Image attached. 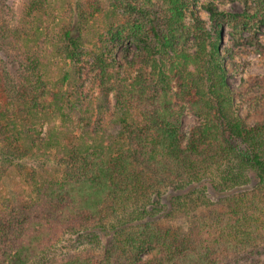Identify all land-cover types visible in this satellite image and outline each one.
<instances>
[{
	"label": "trees",
	"instance_id": "16d2710c",
	"mask_svg": "<svg viewBox=\"0 0 264 264\" xmlns=\"http://www.w3.org/2000/svg\"><path fill=\"white\" fill-rule=\"evenodd\" d=\"M58 1L0 0V183L44 144L48 95L62 101L49 59L80 64L86 25L103 10L100 0ZM159 1L165 25L148 13L124 26L107 12L89 66L100 96L115 100L116 125L65 147L58 177L28 173V195L0 204V264H242L264 241V120L248 125L235 106L220 13L206 5L208 32L195 19L190 53V0ZM186 104L199 119L188 136ZM71 238L77 249L59 252Z\"/></svg>",
	"mask_w": 264,
	"mask_h": 264
},
{
	"label": "rangeland",
	"instance_id": "374dc122",
	"mask_svg": "<svg viewBox=\"0 0 264 264\" xmlns=\"http://www.w3.org/2000/svg\"><path fill=\"white\" fill-rule=\"evenodd\" d=\"M65 1H58V4H61L60 8ZM78 1L85 3L93 0ZM115 1L119 2L114 5ZM190 2L191 7L186 9L184 20L191 30L186 44L187 51L195 53L197 50L193 34L195 19L203 23L207 32L212 31L213 20L206 5H216L220 13L218 21L221 31L218 47L226 66L235 106L248 125L263 121L264 0H190ZM100 5L103 10L98 14V20H91L86 25L88 41L84 45L85 54L81 63L75 65L60 57L49 59L47 74L50 90L62 94V101L58 102L52 93L48 95L50 107L41 115L38 128L40 137L45 139V142L42 147L35 149L25 158L23 161L25 168L22 171L17 168L11 169L3 178L0 183V204L6 199L17 203L20 198L28 195L31 189L28 173H34L37 180L46 176L58 177L62 170L65 147L90 143L114 129L116 120L112 117V111L115 100L112 96H100L94 85L93 69L89 66L90 57L95 50L93 43L100 36H107L109 24L107 16H111L107 15V12L113 11L112 19L124 26L129 19L140 18L148 21L150 17L148 13L160 18L162 25L166 24L167 6L159 0H152L151 3L144 0H100ZM122 44L126 45V39L121 40V44L114 50L121 59L129 51L126 46H121ZM131 49L134 51L135 46L132 45ZM173 84L172 96L175 98L177 88L175 83ZM181 120L182 131L188 136L199 119L186 104ZM77 244L71 238L57 249L63 252L68 248L75 251ZM240 261H243L242 264H264V241Z\"/></svg>",
	"mask_w": 264,
	"mask_h": 264
}]
</instances>
